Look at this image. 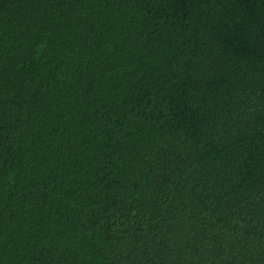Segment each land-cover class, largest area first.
<instances>
[{"label":"trees","instance_id":"trees-1","mask_svg":"<svg viewBox=\"0 0 264 264\" xmlns=\"http://www.w3.org/2000/svg\"><path fill=\"white\" fill-rule=\"evenodd\" d=\"M0 264H264V0H0Z\"/></svg>","mask_w":264,"mask_h":264}]
</instances>
